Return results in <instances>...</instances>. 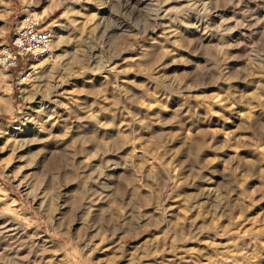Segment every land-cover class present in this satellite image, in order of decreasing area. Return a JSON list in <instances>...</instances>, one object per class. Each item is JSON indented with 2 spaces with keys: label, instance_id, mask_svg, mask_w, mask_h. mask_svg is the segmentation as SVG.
<instances>
[{
  "label": "rangeland",
  "instance_id": "obj_1",
  "mask_svg": "<svg viewBox=\"0 0 264 264\" xmlns=\"http://www.w3.org/2000/svg\"><path fill=\"white\" fill-rule=\"evenodd\" d=\"M24 15L54 38L0 68V264H264V0H0V46Z\"/></svg>",
  "mask_w": 264,
  "mask_h": 264
},
{
  "label": "built area",
  "instance_id": "obj_2",
  "mask_svg": "<svg viewBox=\"0 0 264 264\" xmlns=\"http://www.w3.org/2000/svg\"><path fill=\"white\" fill-rule=\"evenodd\" d=\"M53 38L52 33L43 28L40 18L24 15L15 28L10 43L0 47V68L20 69L17 77L20 84L34 79L41 61L51 57Z\"/></svg>",
  "mask_w": 264,
  "mask_h": 264
},
{
  "label": "bare ground",
  "instance_id": "obj_3",
  "mask_svg": "<svg viewBox=\"0 0 264 264\" xmlns=\"http://www.w3.org/2000/svg\"><path fill=\"white\" fill-rule=\"evenodd\" d=\"M1 47V46H0Z\"/></svg>",
  "mask_w": 264,
  "mask_h": 264
}]
</instances>
